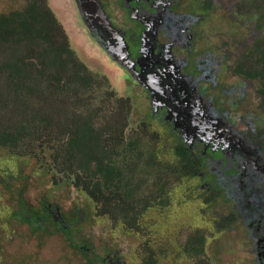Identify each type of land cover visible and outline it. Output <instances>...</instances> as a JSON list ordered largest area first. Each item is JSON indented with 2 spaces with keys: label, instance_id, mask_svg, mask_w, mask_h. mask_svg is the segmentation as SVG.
I'll list each match as a JSON object with an SVG mask.
<instances>
[{
  "label": "trees",
  "instance_id": "trees-1",
  "mask_svg": "<svg viewBox=\"0 0 264 264\" xmlns=\"http://www.w3.org/2000/svg\"><path fill=\"white\" fill-rule=\"evenodd\" d=\"M261 4L251 8L252 14L241 12L250 21L255 18L249 36L228 37L223 49L235 54L225 52L227 59L235 57L226 66L227 77L231 75L236 80L234 87L244 96L255 91L259 100L255 114L246 119L248 129L243 131L234 125V133L254 147L264 161V117L258 118L257 114L264 111V4ZM76 29L79 31V27ZM78 37L81 36L75 29L65 28L49 0H27L21 9L0 13V149L8 153L7 158L3 152L5 158L0 156L4 159L0 161L17 165L20 158H32L54 186L71 185L85 192L100 206L99 216L113 210L115 219L139 222L149 206L171 205L177 187H185L184 197L199 206L206 226L203 223V227L183 232L181 241L174 245L179 254L174 255V264H212L213 247L216 252H230L223 244L228 238L226 232L233 231L236 236L240 233L236 206L248 207V220H255L259 239L261 235L264 238L263 203L242 196L236 198L233 193L241 189L254 194L258 184L264 194L263 182L254 180L255 174L263 173L255 171L247 161V154L240 150L222 153L216 158L217 163L209 156L204 159L200 151L189 157L178 145L171 159L163 135L154 131L144 118H132V97L136 91L129 96L118 92L108 76L109 69L115 68L100 63L96 67L103 73L99 74L80 53L76 45H81ZM206 169L211 171V187L207 186V191L198 188V182L193 180ZM154 171L159 187L156 180L152 182ZM138 178L144 186L138 184ZM148 180L151 181L146 183ZM192 182L200 193L195 189L193 192ZM242 185L243 189L239 187ZM22 192L19 191L21 195ZM194 193L201 198L196 200ZM43 209L40 204L28 208L26 201L18 197V207L11 213L19 217L20 213L23 217L25 214L33 232L40 234L47 223ZM137 229L133 232L145 235L142 227ZM56 231L66 233L58 226ZM218 237L222 238L215 241ZM251 240L249 236L244 244L249 246ZM67 241L73 242V246ZM78 241L79 236L75 241L72 234H67L65 247L72 254H79L82 250L78 249ZM147 244L144 242L146 247ZM231 251L246 254L242 246ZM248 255L255 257L252 264H264V251L254 249ZM141 258V264H160L152 250Z\"/></svg>",
  "mask_w": 264,
  "mask_h": 264
},
{
  "label": "flooded vegetation",
  "instance_id": "flooded-vegetation-1",
  "mask_svg": "<svg viewBox=\"0 0 264 264\" xmlns=\"http://www.w3.org/2000/svg\"><path fill=\"white\" fill-rule=\"evenodd\" d=\"M261 2L264 4V0H73L90 41L99 46L108 60L142 90V93L135 90V94L144 103L137 100L132 118H144L157 123L154 127L164 133V140L171 150V159L178 145L183 147L182 150L189 157L200 151L204 159L209 156L214 162L219 160L216 158L222 156V153L230 154L240 150L247 154V161L252 163L255 171L259 170L264 174V161L259 158L256 149L234 133V125L237 124L231 118H242L243 103L247 96L234 87V79L229 82L228 87L222 86V78L218 73L222 67L215 59V53L207 50L202 54L196 49L200 37L206 43L210 40L205 30L207 26L254 27L255 18L250 21L247 18L249 16H243L241 12L252 14L251 8L262 5ZM218 12L227 23H208L206 16L212 17ZM225 34L226 31H220L215 37H224ZM218 52L224 55H227L225 52L232 53L224 50L223 46ZM118 55L123 58L126 56L124 60L128 65H124ZM226 59L225 57L221 62L223 67L229 64ZM123 81L126 83L124 78ZM140 105L147 112L151 110V113L143 114L139 109ZM167 144L164 145L166 149ZM184 146L190 149L187 151ZM234 158L235 161L238 160L237 156ZM234 165L241 167L237 162ZM211 169L213 172L214 169ZM263 174H255L254 178L257 179L254 180L262 181L264 185ZM210 178L211 171L206 169L193 180L198 182V188H205L207 191V186L211 187ZM244 186L239 187L243 189ZM198 188L193 186V192L195 189L200 193ZM255 190L256 193L251 194L240 189L238 194L248 201H261L264 205V194L258 184ZM23 193L24 191L22 195L19 192L17 194L26 201V206L36 207L24 198ZM194 198L199 200L201 197L194 193ZM39 204L45 208L42 214L47 217L46 224L52 223L66 231L65 234L61 232L65 240L67 234H72L77 241L79 234L78 249L82 252L74 255L80 257L83 264H126L121 249H111L104 241L81 242L84 240L80 237L81 229L85 225L100 222L99 218L102 217L115 219L113 210L99 216L98 203L99 210L94 212L86 202L79 209L76 204L73 208H67L49 201L47 196L41 198ZM236 208L239 209L240 218L237 225L249 228L246 234L240 232L238 239L243 241L250 236L254 241L251 240L249 246L244 244L247 247L244 251H264V238L261 235L259 239L255 220L249 221L246 215L248 207L242 205ZM20 214L23 227L17 226L11 232H6L10 227L2 218L6 230L0 228V264H25L31 255L26 247L30 245V237L39 234L34 233L26 222L29 217ZM68 244L73 246V242L69 241ZM261 255L260 253L259 256Z\"/></svg>",
  "mask_w": 264,
  "mask_h": 264
},
{
  "label": "rangeland",
  "instance_id": "rangeland-1",
  "mask_svg": "<svg viewBox=\"0 0 264 264\" xmlns=\"http://www.w3.org/2000/svg\"><path fill=\"white\" fill-rule=\"evenodd\" d=\"M26 3L27 0H0V13L13 9H21ZM49 4L58 14L65 28H69L70 30L73 28L80 34L81 37L78 38H80L81 45L78 43L76 45L80 47V53H82L84 60L94 65L99 74L103 72L97 69L99 66L98 64L101 63L103 67L112 65L115 69H109L111 73L108 76L111 82L113 80L112 86L118 90V92L120 90L122 95L129 96L133 90H138L142 93L139 86H137L135 82L129 81V79L125 77V74H122V72L117 69L116 65L111 60H108L99 46L90 41L88 34L85 32L83 23L78 16V11L73 0H49ZM206 19L208 23L212 21L222 24L227 23V21L223 20L221 17L220 12L212 17L206 16ZM231 26L232 25H211L205 27L206 34L210 40L206 43L202 41L200 37V41L196 46V49L201 51L202 54L207 50H210V53L213 52L216 54L215 59L222 67V70H219L218 73L222 78L221 84L223 87H228L232 78L230 75L227 79V69L221 65V62L225 59V55L223 53L219 54L218 50L223 46L228 37H233L235 35H240L244 38L248 37V30H250L251 27ZM76 27H79V31ZM219 31H226V35L224 37H220L219 35L215 37ZM118 57L124 65H128L127 61L124 60L126 56L123 58L118 55ZM226 60L228 63H232L234 58ZM114 78H116V82H114ZM122 78L126 80V83ZM137 100L144 103L143 99L137 96V93L134 94L132 97L134 111L137 108ZM258 103L259 100L257 99V95L255 91H252L243 103L242 118H231L234 121L236 120V124L243 131L248 129L246 126V119L255 114ZM224 106L226 105L224 104ZM139 109L142 110L143 114L151 113V110L147 112V109L143 105H140ZM259 112L260 111L257 112L259 115L258 118H263L264 111ZM147 122L153 127L154 131L164 135L158 128L154 127L157 123L151 120H147ZM164 144H167V142L165 141ZM170 151L167 144L166 152ZM3 152L4 151L0 149V156L5 158V152ZM5 154L7 155L8 153ZM3 158L0 159L4 160ZM216 169H218L217 166ZM154 173L155 178L152 182L156 180L157 182L155 185L159 187L160 181L156 177L157 172L154 171ZM149 181L151 180L145 182L149 183ZM165 182H168L171 187L173 186L172 182L167 180H165ZM138 184L145 185L142 179L139 178ZM192 185L194 186L193 182ZM177 188L178 191L174 193V195L172 194L173 198L171 205L164 206L163 208L160 204L149 206L146 213L139 218V222L133 219H109L108 217H102L99 218L100 222L98 223L85 225L80 231V237L84 239L81 242L104 241L111 249H121L122 258L126 261V264H141L142 255L148 256L151 250L154 252L155 259H157L160 264H174V257H179V254L174 251V245L176 241H181L183 232L188 231L192 227H203V223L206 226L204 217L200 214L199 206L194 205V201L190 198L187 199L184 197L186 194L185 187L183 189L181 185H179ZM20 190L24 191V198L28 199L29 202L36 207L39 205V200L47 196L49 201L67 208H73L74 204H76L79 209L80 206L86 202L94 212L99 210L97 203L90 200L85 192L72 188L71 185L60 184L54 186L52 180L40 169L39 165L35 163V160L30 157L20 158L17 165L10 164L6 161H0V228H4L2 221L4 217V220L8 222V227H10L8 230L4 228L6 232H11V229L17 226L23 227L20 223V217L17 214L11 213L18 207L19 195L17 193ZM233 193L234 197L239 198L238 193L234 191ZM170 197L171 195L167 198ZM138 227H142L146 231L145 235L133 232V230H138ZM56 228L57 225L48 223L45 225L44 232L30 237V245L26 248L31 255L29 257L27 256L28 258L25 264H83L80 257H76L72 254L71 250L68 251L65 247L64 235L56 231ZM238 228V232L245 234L248 230V228ZM226 234H228V238L225 239L223 247L230 250V252H216L213 247V251L210 252V254L215 261H212V264H252L253 257L248 255L249 252L245 254L244 252L236 253L231 251V249H236V246H239V248L242 246L245 250L247 247L244 245V240H239L236 233L233 231L229 233L226 232ZM221 238L222 237H218L215 241ZM143 241H147V247L144 245ZM213 242L214 241L211 242V246ZM9 263L15 264L13 262Z\"/></svg>",
  "mask_w": 264,
  "mask_h": 264
}]
</instances>
